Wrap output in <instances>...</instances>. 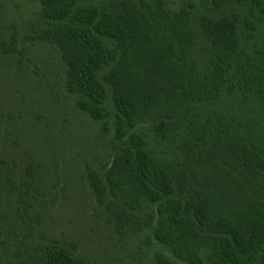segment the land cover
Masks as SVG:
<instances>
[{
  "label": "trees",
  "instance_id": "1",
  "mask_svg": "<svg viewBox=\"0 0 264 264\" xmlns=\"http://www.w3.org/2000/svg\"><path fill=\"white\" fill-rule=\"evenodd\" d=\"M24 37L56 48L94 124L101 226L151 264H264V0H38ZM20 40L0 29V71ZM0 173V264H89L47 221L46 162Z\"/></svg>",
  "mask_w": 264,
  "mask_h": 264
},
{
  "label": "rangeland",
  "instance_id": "2",
  "mask_svg": "<svg viewBox=\"0 0 264 264\" xmlns=\"http://www.w3.org/2000/svg\"><path fill=\"white\" fill-rule=\"evenodd\" d=\"M187 1L166 3L175 10ZM193 1L201 11L203 0ZM37 10L38 0H0V29L14 24L21 32L19 60L4 62L0 71V169L29 157L46 162L56 192L47 221L76 242L89 264H151V252L141 255L136 240L119 241L100 225L83 178L85 162L96 164L101 153L94 124L64 90L56 48L24 37L37 22Z\"/></svg>",
  "mask_w": 264,
  "mask_h": 264
}]
</instances>
